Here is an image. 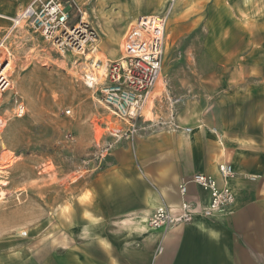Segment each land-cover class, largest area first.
Here are the masks:
<instances>
[{
    "label": "crops",
    "instance_id": "1",
    "mask_svg": "<svg viewBox=\"0 0 264 264\" xmlns=\"http://www.w3.org/2000/svg\"><path fill=\"white\" fill-rule=\"evenodd\" d=\"M168 5L94 0L101 35L95 52L117 58L126 27ZM181 46L185 55L177 58ZM173 63L186 64L182 76L168 78ZM77 66L89 68L88 62ZM160 79L163 86L157 90L155 83L144 118L169 117L176 96L169 80L178 79L186 90L177 94L176 120L190 131L161 126L122 139L58 207L52 242L45 234L39 246L13 253L0 239V264H264V0H175ZM223 162L234 171L225 180L218 173ZM197 172L226 184L232 204L209 219L151 229L146 220L153 210L177 207L179 185ZM186 198L206 203L208 194L188 182Z\"/></svg>",
    "mask_w": 264,
    "mask_h": 264
},
{
    "label": "rangeland",
    "instance_id": "2",
    "mask_svg": "<svg viewBox=\"0 0 264 264\" xmlns=\"http://www.w3.org/2000/svg\"><path fill=\"white\" fill-rule=\"evenodd\" d=\"M25 1L0 0V13L15 12ZM76 1L101 36L94 0ZM0 25L1 36L8 23L0 19ZM8 44L12 89L0 97V239L3 248L17 253L39 246L45 234L52 242L49 236L56 235L58 207L74 197L90 171L102 165L108 154L104 146L122 125L98 101L96 88L85 85L84 71L75 67L73 54L61 57L26 29L14 32ZM184 49L176 48L177 58L185 55ZM173 65L169 69L165 65L168 78L187 70L184 63ZM181 83L169 80L174 98L186 90ZM14 97L25 106L21 117L13 114ZM177 105L181 106L180 99ZM68 108L70 114L65 113Z\"/></svg>",
    "mask_w": 264,
    "mask_h": 264
},
{
    "label": "built area",
    "instance_id": "3",
    "mask_svg": "<svg viewBox=\"0 0 264 264\" xmlns=\"http://www.w3.org/2000/svg\"><path fill=\"white\" fill-rule=\"evenodd\" d=\"M174 1L169 0L164 13L139 15L125 32L123 53L105 62L87 57L97 49L100 36L83 5L76 0H30L13 15L0 14V19L8 23L0 36V94L12 89L8 41L14 32L26 29L37 34L61 57L73 54L77 58L75 65L88 62L90 69L83 72V82L89 88H96L98 101L122 123L106 142L105 152L109 153L122 139L131 141L140 132L161 126L189 132V127H181L176 120L174 107L178 98L169 100L171 108L167 119L146 120L143 116L151 91L162 73L166 22ZM99 65L101 72L96 69ZM12 111L16 117L25 113V106L18 97L13 98ZM70 112L69 108L65 110L66 114ZM218 173L223 180L234 175L229 162L219 164ZM188 182L207 192L206 203L186 198ZM179 193L182 199L177 207L161 204L153 210L146 220L151 229L165 232L173 226L191 222L195 216L212 218L225 211L234 200L226 184L219 186L215 177L201 172L180 184Z\"/></svg>",
    "mask_w": 264,
    "mask_h": 264
},
{
    "label": "bare ground",
    "instance_id": "4",
    "mask_svg": "<svg viewBox=\"0 0 264 264\" xmlns=\"http://www.w3.org/2000/svg\"><path fill=\"white\" fill-rule=\"evenodd\" d=\"M133 22H134V20H133ZM133 22H132V24H133ZM132 24H129L127 27H126V30H125V32L132 26ZM125 32H124V34H121V36H120V39H119V41H118V50H121L122 51V53H123V51H124V35H125ZM97 49H95V50H93L92 52H90L88 55H87V57H89V58H92L91 56H90V54L91 53H93V52H95ZM97 52V51H96ZM95 52V53H96ZM120 52V51H119ZM1 56H2V54H1ZM95 57L97 58V59H93L94 61L95 60H98L99 58L100 59H103L104 60V62L106 61V59H104L101 55H100V53L98 52V53H96V55H95ZM107 59H108V57H107ZM10 63H11V65H12V61L10 60ZM90 69V68H89ZM97 70H99L100 72H101V70H102V66L101 65H99L97 68H96ZM87 75L89 76L90 74H88L87 73ZM160 77H161V75L159 76V78H158V80H157V87H156V89L157 90H159V89H161L162 88V81H161V79H160ZM157 94V93H156ZM2 95L0 94V97H1ZM151 96V95H150ZM150 98V97H149ZM149 98H148V101H149ZM147 113V112H146ZM116 132V131H115ZM4 167V166H3ZM2 183V182H1ZM0 194H3V191H1L0 192ZM23 233V232H22Z\"/></svg>",
    "mask_w": 264,
    "mask_h": 264
}]
</instances>
